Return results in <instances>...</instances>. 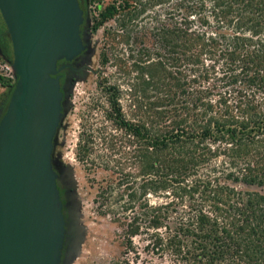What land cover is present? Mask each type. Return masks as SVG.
I'll list each match as a JSON object with an SVG mask.
<instances>
[{
	"label": "trees",
	"instance_id": "1",
	"mask_svg": "<svg viewBox=\"0 0 264 264\" xmlns=\"http://www.w3.org/2000/svg\"><path fill=\"white\" fill-rule=\"evenodd\" d=\"M102 17L126 89L106 86L98 160L116 176L100 197L124 252L264 264V0H122ZM0 52L13 65L1 11Z\"/></svg>",
	"mask_w": 264,
	"mask_h": 264
},
{
	"label": "water",
	"instance_id": "2",
	"mask_svg": "<svg viewBox=\"0 0 264 264\" xmlns=\"http://www.w3.org/2000/svg\"><path fill=\"white\" fill-rule=\"evenodd\" d=\"M18 79L0 117V264H63L71 214L53 154L61 71L84 48L81 0H0ZM63 61V62H62Z\"/></svg>",
	"mask_w": 264,
	"mask_h": 264
},
{
	"label": "rangeland",
	"instance_id": "3",
	"mask_svg": "<svg viewBox=\"0 0 264 264\" xmlns=\"http://www.w3.org/2000/svg\"><path fill=\"white\" fill-rule=\"evenodd\" d=\"M115 1L122 0L89 1V28L93 29L88 32V52L81 69L65 88L64 116L53 154L54 165L60 168L66 184L72 222V238L63 264H150L147 260L151 259L142 252V260H134L133 252H124L121 229L107 210L119 212L114 207V196L103 208L100 197L102 188L116 176L110 168H104L105 160H98V152L104 153L98 145V123L110 104L106 86L121 83V88L126 89L116 67L104 58L107 31L113 21L103 18L102 13ZM14 72L13 65L0 52V110L12 91L1 83L15 84ZM122 102L128 103L126 96H122ZM127 171L132 169L128 167ZM135 241L143 248L142 237Z\"/></svg>",
	"mask_w": 264,
	"mask_h": 264
},
{
	"label": "flooded vegetation",
	"instance_id": "4",
	"mask_svg": "<svg viewBox=\"0 0 264 264\" xmlns=\"http://www.w3.org/2000/svg\"><path fill=\"white\" fill-rule=\"evenodd\" d=\"M89 1L90 0H81V2L83 3V5H84V7L86 9V13H85L86 22L82 26V29H81L82 35L84 37L85 48H84L83 52L80 55H78L73 61L69 62L71 64V66H73L77 70H75V71L74 70L73 71L71 70L70 72H68V75L66 74V71L65 70L64 71H61V73H60L61 76H62L61 77L62 81L65 82L66 84H67V82L70 79L73 78V74H75L76 72H78L81 69L80 68V67H82L81 63H82L83 59L86 57V54L88 52V47H89L88 32L89 31L91 32L92 29H93V28L92 29L89 28V27H91L90 26V21H91V19H90V12H89V7H88L89 6ZM7 102H8V100H7ZM7 102L3 106V108H1V110H0V117H1V115L3 113L4 108L7 105ZM54 167H55L56 171L58 172L59 176L62 179V185H63V188H64L65 199L67 200V196H66V184H65L63 175H62L61 170H60L59 167H57L56 165H54Z\"/></svg>",
	"mask_w": 264,
	"mask_h": 264
},
{
	"label": "built area",
	"instance_id": "5",
	"mask_svg": "<svg viewBox=\"0 0 264 264\" xmlns=\"http://www.w3.org/2000/svg\"><path fill=\"white\" fill-rule=\"evenodd\" d=\"M14 76H15V79H16V78H17V76H16V72H14ZM15 79H14V80H15Z\"/></svg>",
	"mask_w": 264,
	"mask_h": 264
}]
</instances>
